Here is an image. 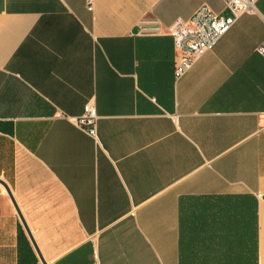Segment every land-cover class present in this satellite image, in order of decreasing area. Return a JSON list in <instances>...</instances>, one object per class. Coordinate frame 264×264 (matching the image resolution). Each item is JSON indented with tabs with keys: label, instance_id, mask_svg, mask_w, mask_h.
<instances>
[{
	"label": "crops",
	"instance_id": "crops-1",
	"mask_svg": "<svg viewBox=\"0 0 264 264\" xmlns=\"http://www.w3.org/2000/svg\"><path fill=\"white\" fill-rule=\"evenodd\" d=\"M88 1L0 0V264H264V0L178 78L222 0Z\"/></svg>",
	"mask_w": 264,
	"mask_h": 264
},
{
	"label": "built area",
	"instance_id": "built-area-1",
	"mask_svg": "<svg viewBox=\"0 0 264 264\" xmlns=\"http://www.w3.org/2000/svg\"><path fill=\"white\" fill-rule=\"evenodd\" d=\"M256 0H222L227 15H220L207 5H201L188 20L177 19L168 27L173 39L177 60L174 67L176 78L185 73L194 62L210 49L220 37L230 29L237 18L244 13L254 11ZM92 10V0L88 1ZM264 58V40L256 47ZM59 116H64L59 113ZM98 115L93 100L85 105L82 114L75 118V124L87 134L95 136Z\"/></svg>",
	"mask_w": 264,
	"mask_h": 264
},
{
	"label": "water",
	"instance_id": "water-1",
	"mask_svg": "<svg viewBox=\"0 0 264 264\" xmlns=\"http://www.w3.org/2000/svg\"><path fill=\"white\" fill-rule=\"evenodd\" d=\"M20 220H21L22 225H23L24 229L26 230V232H27V234H28V236H29V238H30V240H31L36 252H37V255H38L40 261L42 262V264H47L46 261L44 260L43 256H42L40 250L38 249V247H37L32 235H31V232H30V230H29V228H28V226L26 224V221L24 220V217L22 215H20Z\"/></svg>",
	"mask_w": 264,
	"mask_h": 264
}]
</instances>
